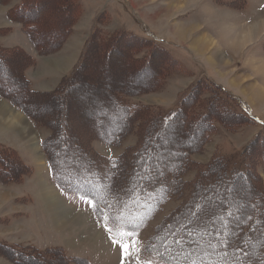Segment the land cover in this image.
Listing matches in <instances>:
<instances>
[{"label":"trees","instance_id":"16d2710c","mask_svg":"<svg viewBox=\"0 0 264 264\" xmlns=\"http://www.w3.org/2000/svg\"><path fill=\"white\" fill-rule=\"evenodd\" d=\"M55 1L63 9L64 16L62 24L61 19H55L51 25L62 26L52 40H44V31L55 32L50 23L47 25L54 18L47 16L46 22L44 17L37 19L33 16V2L38 6L37 0H0L9 4L7 16L19 22L41 53L58 49L81 14L79 0ZM100 20L101 15L97 22ZM98 35L100 29L94 27L83 54L52 90H40L30 85L25 67L35 61L31 53L20 45L3 46L0 43V94L22 109L36 126L48 128L49 133L41 139V145L53 181L62 190L77 191L89 199L95 215L114 228L137 231L147 227L162 213L161 221L142 238L139 252L157 253L164 264H264V180L257 169L258 165H264V131L257 129L245 143L240 152L242 163L220 151H216L207 162L195 160L191 155L202 149L217 123L234 130L243 124H256L255 118L238 105L235 96L205 76L197 79L173 107L165 110L161 105L128 102L122 95L158 89L169 74L183 64L170 49L151 37L123 30L115 31L105 40ZM119 40L127 49L126 56L123 48L117 46ZM98 41H104L103 53L96 51ZM114 54H121L118 56L124 65L120 68L121 75L131 76L139 69L147 82L137 85L127 82L112 84L110 80L88 82L90 74L96 70V67L92 68L94 71L88 69V61H105ZM12 59H16L15 63L8 65ZM85 84H91L93 88ZM79 85L85 87L80 86L72 92ZM98 90L106 95V104L103 105L106 112L123 122L115 129H92L90 132L104 142L118 143L134 129L137 147L133 155L123 149L121 154L95 159L88 156V152H92L86 145L75 139L76 131L67 121L66 102L94 95ZM17 92L22 94L17 95ZM49 96L54 98L58 110L47 118L46 99ZM39 99L46 105L45 111L40 113L33 110ZM177 125L182 128L179 133L173 132ZM191 125L198 126L196 136L190 133ZM156 138L168 143V153L158 148ZM71 145H74L73 150L60 151ZM8 150L11 149L0 145V181L4 183L20 180L21 174L31 169L19 157L20 162L12 163L11 155H16ZM55 155L59 158L55 159ZM167 156V162L160 160ZM61 162L67 165H58ZM21 165L27 168L21 170ZM18 168L21 171L16 178ZM143 169L150 172V178L144 175ZM117 180L122 184L118 186ZM172 197L182 202L181 207L162 216V206ZM190 225L198 228L195 234L187 229ZM167 233L169 238L165 237ZM207 234L209 238L203 243L197 241L198 237ZM171 241H174L172 247ZM66 250L62 245L39 247L28 242L0 240V255L20 264L88 262L84 257L67 254Z\"/></svg>","mask_w":264,"mask_h":264},{"label":"rangeland","instance_id":"374dc122","mask_svg":"<svg viewBox=\"0 0 264 264\" xmlns=\"http://www.w3.org/2000/svg\"><path fill=\"white\" fill-rule=\"evenodd\" d=\"M37 1L38 6H34L35 3L33 2V16L37 17V19L44 17V21L48 19L47 16H53L54 18H52L53 20L51 22H46L47 25L50 23L49 26L55 32L49 33L48 31H44L45 33L42 34L44 40H52L62 25L53 26L51 23L55 19H61L60 24H62L64 16L62 13L63 9L59 7L58 2L55 0ZM79 1L82 10L77 20L73 23V28L79 21L78 28L84 29L81 33L83 37L73 36V39L66 41L73 32L72 28L71 33L63 40L58 49L44 53L37 51L34 43L21 29L19 22L7 16L6 10L9 4L0 2V43L3 46L20 45L35 58L33 64L25 67V75L32 78L34 71L35 73H42L44 71L43 73H47L50 76V83L52 84L54 80L52 78L61 74L52 87L40 90L54 89L62 76L72 70L84 52V45L86 46L89 43V36L94 27L100 29L101 36L98 35V38L101 40L112 37L115 31L123 30L149 36L157 40L160 44L170 49L181 60L183 65L178 69H174L166 78L164 85L158 89L143 93L125 94L122 95V98H126L128 102L136 101L141 105L146 103L157 106L161 105V109L165 110V108L173 107L178 102L180 95L188 87L190 88L197 79L205 76L219 84L221 88H226L232 95L236 91L253 104V111L259 112V114L257 112L255 114L261 118L264 125V0ZM99 15H101V20L97 22ZM260 22L262 23L256 32H251L245 35V37L241 36V33L244 30L247 31V27L250 24ZM16 23H18V30L13 31L15 26L12 24ZM244 34L246 33L244 32ZM204 37L208 38L206 45L203 41L205 40L203 39ZM98 42L99 47L96 51L103 53L104 47L102 44L104 41ZM117 46L121 49L123 48V55L126 56L125 50L127 49L123 47L124 45L121 44L120 40L117 41ZM37 56H41L42 62L43 57H49L52 60L59 61L54 62V64H42L41 62L40 66H38L35 65ZM118 56H121V54H114V56L109 57L105 61L92 62L93 59L88 61L89 70L96 67L95 71L92 70L94 72L90 74L88 82L97 83L99 81L110 80L112 84L127 82L132 85L140 84L143 81L147 82L144 73L140 72L139 69L137 72L134 71V74H131V76L121 75L120 68L124 65L121 64L122 60ZM15 61L16 59L10 60L8 65L15 63ZM55 63L63 66H56ZM107 68H109V71H106ZM107 75L109 78H107ZM91 84H85V86L93 88ZM80 86L81 88L85 87L83 85L76 86L72 92H76L77 89H80ZM19 94L22 93L17 92V95ZM0 96L5 98L14 108L22 111L26 123H28L27 119L32 122L22 109L16 107L3 95L0 94ZM46 100L48 102V111L45 115L47 118H50L49 114L55 111L57 107L52 96H49ZM104 104H106V95L100 90L94 95L85 96L81 99L73 98L66 102V108L69 114L67 121L76 131L77 136L75 139L82 141L92 152H88V156L95 159L103 156L121 154L123 153V149L133 155L137 147V136L134 129L128 131L118 143L104 142L98 139L97 135L90 132L92 129L108 131L121 126L123 121L121 119H114L111 114H108L105 110L106 108L103 107ZM238 105L243 107L242 103ZM44 107L46 108V105L44 106L41 99H39L38 104L33 105V110L39 111V113L44 112ZM94 110L96 113L93 114ZM94 119L98 121L95 123ZM88 121H90L89 126ZM92 122L94 123L92 124ZM32 124L35 127V131L31 126L29 127L30 130L33 129L37 136V154L34 153L35 151L32 147L29 152L24 151L21 148L22 144H20V140L18 138L14 139L17 136L13 131H7L10 133L9 136H11V139L8 141L12 144L0 141V145L10 148L15 153L16 156H14L11 150H8L9 153H12V163L16 160L19 161L20 158L25 164L31 166V169H26L21 174L22 177L20 180L8 183L0 181V240L9 243L28 242L39 247L62 245L67 249V254L87 258L89 260L88 264H112L113 261L117 264H122L123 250L119 244L113 241L116 240L123 244H128L130 251L136 253L138 246L135 244V241H140L143 232L148 234L152 228L154 229V225L161 221L162 218L160 216L162 213L158 214L153 221H150L147 227L134 232H127L122 228L114 229L98 220L93 213L90 200L86 199L77 191L62 190L50 178V166L45 157L46 155L43 151L41 140H39L43 139L49 133L48 128L36 126L34 122ZM260 124L257 122L256 124H243L232 130L217 123V128L210 133V137L203 144L202 149L192 152V158L201 162H207L216 151H220L230 158L236 159L239 163H242L243 157L240 152L245 143L254 135V132L261 127L262 124ZM180 126L177 125L173 132H181L182 128ZM189 128L193 136L198 134V126L191 125ZM1 130L0 128V133H2ZM20 130L24 134L29 133L28 129L25 130L24 127ZM260 130L264 131V127L262 126ZM89 132L91 136H89ZM34 138L31 139L34 140ZM2 139L7 140L5 138ZM63 139H68V137L63 136ZM156 140L158 148H163L168 153V143L166 144L160 138H156ZM28 145L31 146L30 144ZM73 146L62 147L60 151L63 153L69 152L73 150ZM37 155L40 156L39 160H36ZM41 157L45 163L40 161ZM58 158L55 155V159ZM168 158L169 156L163 157L160 160L167 162ZM39 161L41 162L40 166H38ZM103 161L101 159V162ZM72 164L75 163L73 162ZM58 165H67V163L61 162ZM20 167L22 170L26 166L21 165ZM4 168L8 170L7 167ZM257 169L259 171V165ZM262 169L264 171V167ZM21 170L18 168V172L15 174L16 178H18ZM144 171V175L150 178V172L147 170ZM260 175H262L261 171ZM38 179H43V182L51 188V191L55 190L58 193H63L67 201L74 208L82 209L84 212L79 216L80 222L83 220V223L73 222L70 217H67L65 212H60L59 210L55 211V213L64 223H59L60 226H58L51 215L50 207L54 212L52 205L40 195ZM121 184L117 180V185L119 186ZM117 185L115 186L116 189L118 188ZM132 191L135 192V190ZM181 205L182 202L175 197L168 199L162 206L164 212L162 216L174 210H179ZM69 208L73 209L72 207ZM73 210L76 212L75 209ZM99 227L101 230H99ZM189 228L191 229V234H195L198 230V228L192 227L191 225L187 226V229ZM203 228L200 227V229ZM94 229L99 230L98 238H96L98 231L96 234ZM132 233L134 235H129ZM211 234L210 232V238ZM169 236L167 233L165 237L169 238ZM208 238L209 234L205 237H198L197 241L203 243ZM172 242L174 241L169 243L171 247ZM165 247H167V250H170L168 246ZM109 259L112 262H109ZM146 261H151V264H164L159 258V255L154 252H149L145 255L139 254L138 257L134 256L133 258L126 259L123 261V264H144ZM0 264H20V262L0 255ZM62 264L65 263L63 262ZM69 264L75 263L70 262Z\"/></svg>","mask_w":264,"mask_h":264},{"label":"crops","instance_id":"0c3cea01","mask_svg":"<svg viewBox=\"0 0 264 264\" xmlns=\"http://www.w3.org/2000/svg\"><path fill=\"white\" fill-rule=\"evenodd\" d=\"M5 10V9H4ZM82 17H83V15H81ZM95 17H96V15H95ZM94 20V19H93ZM79 22V21H78ZM78 22H77V24H76V26L73 28V32H72V34L69 36V38L66 40V41H69L70 39H73V36H78V37H83V36H81V33L84 31V29L82 28H78ZM83 22H84V20H83ZM12 25H14L15 27L13 28V31H15V30H18V23H16V24H12ZM75 29V30H74ZM12 31V32H13ZM89 31V30H88ZM43 59V62L41 61V56H37V60H36V62H35V65H38V66H40V63L42 62V64L44 63H48V64H54V62H56V61H59V60H52V59H50L49 57H43L42 58ZM56 64V66H59L60 65V67H62L63 65H61V64H59V65H57L58 63H55ZM36 69V68H35ZM67 69V68H66ZM44 71H42V73H40V72H36L35 73V71H34V74H33V77L32 78H30L29 77V79H30V81H31V85L33 86V87H35V88H37V89H47V88H50V87H52L53 85H54V83H56V81L58 80V78H59V76L61 75H57L55 78H52V79H54L53 80V83L51 84L50 83V76L47 74V73H43ZM66 72V71H65ZM38 73H40V74H38ZM37 74V75H36ZM261 91V90H260ZM236 92V91H235ZM262 92V91H261ZM259 94H260V92H258ZM236 95L237 96H239V97H241L242 99L244 98L243 96H240L239 94H237V92H236ZM245 99V98H244ZM249 102V101H248ZM249 104H250V106H251V108H252V106H253V104H251L250 102H249ZM7 107V108H5L8 112H15V113H17L18 115H20L21 116V118L24 120V122L26 123V121H25V117H24V115H22L23 113H22V111H20L19 109H16V108H14L5 98H3V97H1L0 96V107ZM10 109V110H9ZM0 110H1V112L3 111V109H1L0 108ZM253 110V109H252ZM255 112H257V111H255ZM254 112V113H255ZM258 114H259V112H257ZM2 115H4V112L2 113ZM27 119V118H26ZM28 120V123H26L27 124V127H28V130H29V133L28 134H24L21 130H20V128H18V127H14V126H11L10 124H8L7 122H5V121H2V119H1V117H0V128L2 129L1 130V132L2 133H0V141L2 142V141H4V142H7V143H10V144H12L11 142H9L8 140L9 139H11V136H9L10 135V133L9 132H7L8 130L9 131H13L14 132V134L17 136L16 138H14V139H19L20 140V144H22V146H21V148L24 150V151H30L31 150V147L33 148V150L35 151L34 153L35 154H37L36 153V151H38V149H37V144H36V135H35V127L33 126V124H32V122L29 120V119H27ZM29 126H31L33 129H34V131H33V129L32 130H30V127ZM41 135V134H40ZM33 137H35L34 138V140H32L31 138H33ZM2 138H5V139H7L6 141L4 140V139H2ZM40 140V139H39ZM29 142H31V143H29ZM37 142H38V140H37ZM28 144H30L31 146H29ZM17 149L18 150H20L18 147H17ZM27 156V155H26ZM39 160L40 159V156L39 155H37V157H36V160ZM40 161H43V163H45L44 162V160H43V158L41 157V160ZM39 161V163H38V166H40L41 165V162ZM261 173H262V176H263V178H264V171H263V169L261 170ZM39 180V179H38ZM39 186H40V195L41 196H43L45 199H46V193L48 192V188H47V186H46V183L45 182H43V179L42 180H39ZM54 190V189H53ZM52 192H55V194L59 197V198H61L62 200H63V202H65L66 204V206L68 205L69 207H72L73 209H75L76 210V212L73 210V212L77 215V216H79L78 214L80 213V215L81 214H83V210L82 209H77V208H74L73 207V205H71V203H69L68 201H67V198L63 195V193H58L57 191H52ZM49 204V203H48ZM67 206V207H68ZM71 209V208H70ZM50 210H51V215H52V217H53V219H54V221L56 222V224L58 225V226H60L59 225V223H64L63 222V220H61L59 217H58V215H56V213H55V210H54V212L52 211V208L50 207ZM55 213V214H54ZM80 217V216H79ZM79 224L81 223H83V222H78ZM64 226H66V225H64ZM97 227V226H96ZM74 229V228H73ZM82 230H83V228H82ZM95 230V229H94ZM99 230H101V228L99 227ZM99 230L98 229H96L95 230V233L97 234V231H98V234H97V236H96V238H98V235H99ZM90 234V233H89ZM76 235V234H75ZM87 236H88V234H86ZM109 262H112V261H110V259H109ZM109 264H111V263H109ZM112 264H117V263H115L114 261L112 262Z\"/></svg>","mask_w":264,"mask_h":264},{"label":"bare ground","instance_id":"6f19581e","mask_svg":"<svg viewBox=\"0 0 264 264\" xmlns=\"http://www.w3.org/2000/svg\"><path fill=\"white\" fill-rule=\"evenodd\" d=\"M254 23V22H253ZM261 23L262 22H260V23H255V24H250V26L249 27H247V31H243L242 33H241V36L242 37H245V35H248L249 33H251V32H256L257 30H258V28L260 27V25H261ZM244 32L246 33V34H244ZM202 39V38H201ZM203 39H205V40H203L204 42H205V45L207 44L206 42H207V37L205 38H203ZM257 85V84H256ZM262 85V84H261ZM263 86V85H262ZM264 88V87H263ZM1 109H3V111L1 112V110H0V117H1V119H2V121H5V122H7L8 124H10L11 126H14V127H18V128H22V127H24L25 128V130H27L28 129V127H27V124L24 122V120L23 119H21V117H20V115H18L17 113H14V112H8L5 108H7V107H0ZM8 109V108H7ZM10 110V109H9ZM4 112V115H2V113ZM6 113H8V114H6ZM28 132H29V130H28ZM48 187V186H47ZM46 200L52 205V207H53V209L55 210V211H59L60 210V212H65L66 214H67V217H70L71 219H72V221L73 222H80V217L79 216H77L74 212H73V210L72 209H70L69 207H67L66 205H65V203L62 201V199L61 198H59L56 194H55V192H52L51 191V188H49L48 187V192L46 193ZM62 210V211H61ZM78 215H80V213L78 214ZM81 216V215H80ZM82 222H83V220H82Z\"/></svg>","mask_w":264,"mask_h":264},{"label":"snow or ice","instance_id":"6c2138e0","mask_svg":"<svg viewBox=\"0 0 264 264\" xmlns=\"http://www.w3.org/2000/svg\"><path fill=\"white\" fill-rule=\"evenodd\" d=\"M109 231H111V230L109 229ZM129 235H134V233L129 234ZM113 242L119 244L121 249L123 250L122 251V264H123V261L126 260V259L133 258L134 256H137V257L139 256V252L138 251L136 253H132L130 251V246L128 244H123L120 241H116V240H114ZM135 244L138 246L139 245V241L136 240ZM144 264H151V261H146V262H144Z\"/></svg>","mask_w":264,"mask_h":264}]
</instances>
